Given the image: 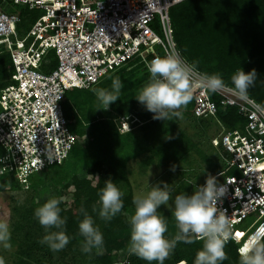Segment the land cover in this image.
I'll use <instances>...</instances> for the list:
<instances>
[{"label":"built area","instance_id":"1","mask_svg":"<svg viewBox=\"0 0 264 264\" xmlns=\"http://www.w3.org/2000/svg\"><path fill=\"white\" fill-rule=\"evenodd\" d=\"M186 1L0 0V50L10 55L14 68L0 95V176L27 182L63 166L80 142L62 108L66 93L92 89L134 61L147 69L156 56L178 53L169 13ZM26 12L35 18L20 39L24 23L32 20ZM192 99L194 118L220 129L211 144L224 169L212 176L227 189L217 202L232 220L226 244L239 249L264 227V113L251 107L255 100L239 99L229 86L216 93L194 89ZM229 108L244 118L238 129L220 121ZM131 119L119 117L121 134L131 132Z\"/></svg>","mask_w":264,"mask_h":264},{"label":"trees","instance_id":"2","mask_svg":"<svg viewBox=\"0 0 264 264\" xmlns=\"http://www.w3.org/2000/svg\"><path fill=\"white\" fill-rule=\"evenodd\" d=\"M27 13V12H26ZM30 14V13H27ZM29 17V16H28ZM30 22L24 23L30 26L35 15L30 14ZM172 37L176 44L178 53L187 63L193 66L197 72L204 74L220 73L226 86L233 87L231 76L239 69L250 72L255 69L257 72V82L248 91V96L258 104H264V0H189L170 10L169 13ZM52 68H56L57 63L52 59ZM47 71V70H45ZM14 68L11 57L8 53L0 50V95L5 87L11 83ZM118 77L122 83L120 97L110 104L119 117L137 119L142 123L141 130L158 126L162 119H153V113L147 111L140 104L135 96L139 89L148 81L149 73L143 63L134 61L129 65L107 75L96 88L111 89L113 78ZM80 91L74 97L67 98L74 102L79 113L78 125L73 119H69L71 128L80 138L86 135V127L92 126L88 135L93 142V146L100 148L103 142L109 137V131H105L103 121H108L110 128H115L114 121H96L95 112L99 103L92 89ZM92 90V91H91ZM67 96V93H66ZM66 98V97H65ZM179 111L190 118L193 122L202 126L199 133L204 132L210 125L208 120L197 121L193 114V99L182 106ZM220 121L229 130L240 128L244 124V118L235 108H229L225 115H220ZM117 129V128H116ZM115 130V129H114ZM116 131V130H115ZM165 137L158 138L144 153L142 166L148 168L158 165L170 169V162L176 164L188 153L195 150L198 154L204 155L199 145L193 141L192 135L187 133L178 124L169 127ZM132 133L125 134L132 139ZM128 146V145H127ZM129 147V146H128ZM2 152L0 153V156ZM108 159H100L95 152L87 155V149L77 144L70 159L60 168L65 173L62 190L55 198L63 197L60 204L61 216L65 219L64 230L69 236V243L59 252L51 251L47 245L40 241L47 234L45 229L38 223L33 213L41 206L34 199H27L19 207L14 208L18 222L14 233L18 235V246L20 255L18 260L11 264H50L51 261L64 254L66 249L74 248L87 257L93 258L96 264H147L146 261L135 255L127 256L122 262H116L115 256L122 251H127L130 238L129 218L124 216L134 207L132 192L125 193L122 185H128L126 173L122 170L121 163L117 159V154L108 152ZM204 160L212 173L219 172L214 159L204 155ZM160 161L161 164H158ZM169 165V166H168ZM85 166L87 168V178L81 180L77 177V169ZM107 166V173L114 184L124 193L122 199L124 206L120 213L110 221H104L99 217V197L100 189L104 187V170ZM55 169V168H52ZM52 169L46 170L50 171ZM218 169V170H217ZM217 170V171H215ZM44 173V172H43ZM42 173L32 176L27 182L39 177ZM19 180L13 175L0 176V193L10 192L18 187ZM95 207L96 211H93ZM93 217L95 224L103 234L104 243L99 253L92 250L84 253L81 250L83 237L79 235L78 223L83 219V213ZM57 231L49 229L48 232ZM177 227L168 224V231L165 235L171 239L177 234ZM203 241L193 238L192 243L178 242L175 249L169 254L164 264H193L196 253L201 249ZM227 259L222 264H239L238 246L228 243L224 248ZM44 253L41 258H36V253ZM47 259L50 262H47ZM0 264H6L3 252L0 251ZM152 264H156L155 261Z\"/></svg>","mask_w":264,"mask_h":264},{"label":"clouds","instance_id":"3","mask_svg":"<svg viewBox=\"0 0 264 264\" xmlns=\"http://www.w3.org/2000/svg\"><path fill=\"white\" fill-rule=\"evenodd\" d=\"M147 71L148 81L139 89L135 99L154 114L153 119L169 120L172 116H179V109L191 101L194 89L216 93L226 87L220 73L195 76L193 66L176 52L156 56L147 64ZM256 82L255 69L247 73L242 68L237 70L231 76L233 94L248 101V91ZM121 88L122 83L116 77L112 79L110 90L93 89L101 105L98 109L107 110L109 105L120 97ZM251 107L264 113V104H252ZM226 191V187L218 184L215 176L208 175L205 184L196 187L194 194H177L172 198L171 205L169 200L173 189L164 182L151 186L147 194L135 196L132 201L135 210L129 217L128 254L135 255L147 264H152L153 261L156 264H164L178 242L192 243L193 238H196L203 243L193 264H222L227 259L225 245L232 236L231 217L217 207V202ZM123 195L111 178L105 181L104 187L98 193V214L102 220L110 221L121 212L124 206ZM62 201L63 197L50 198L33 213L47 233L40 243L47 245L53 252L61 251L69 243V236L64 230L65 219L61 216ZM161 205L169 208L176 222L178 231L171 239L165 235L168 222L158 211ZM81 211L83 219L78 223L79 235L83 237L81 250L84 253H90L94 249L99 252L104 243L103 234L93 217L87 211ZM93 211H96L95 207ZM49 229L57 231L48 232ZM9 239V225L0 222V244L8 248ZM238 255L239 264H264V227L258 228L251 235L248 242L238 249Z\"/></svg>","mask_w":264,"mask_h":264},{"label":"rangeland","instance_id":"4","mask_svg":"<svg viewBox=\"0 0 264 264\" xmlns=\"http://www.w3.org/2000/svg\"><path fill=\"white\" fill-rule=\"evenodd\" d=\"M30 29V26L25 25L20 30V39H22ZM155 31L157 27L154 26ZM157 33L160 34L159 31ZM93 90V88H92ZM91 90V91H92ZM84 90H81V92ZM80 91L70 90L67 92V96L62 103L64 113L69 119H73L78 125L79 113L72 100L67 98L74 97ZM97 106L101 107L98 103ZM96 121L100 120H112L114 121L115 128L111 126L108 121H103L101 127L104 125L105 131H109V137L102 143L103 146H93L89 134L91 133L92 126L86 127V135L84 138H80V146L87 149V155L93 152L103 160H107L108 152H115L117 159L121 163L122 170L126 173L128 178V185H122V189L125 193L132 192L135 196L147 194L150 191L151 186L158 182H164L171 185L173 192L170 196L169 205L172 204V198L185 192L188 195L194 194L196 187L203 184L208 175H212V170L206 165L204 155L214 159L217 167L222 171L224 169L223 163L221 162L217 149L211 144L212 139L217 137L219 133V127L215 122H210V125L199 133V129L202 130V126L198 123L193 122L190 118L186 117L180 112L179 116H172L169 120L162 119L158 126H152V128L141 130L142 123H138L137 119H131L133 124L131 132L133 137L128 139L127 136L121 134L118 130L120 127L119 116L115 110L109 105L108 109H98L95 112ZM178 124L187 133L192 135V139L199 145L200 150L203 151L204 155L198 154L197 151L193 150L188 153L182 160L176 164L170 162V169L161 167L158 165H152L148 168L142 166V159L145 150L151 146L158 138L165 137L166 130ZM117 128V129H116ZM116 131H115V130ZM133 130V131H132ZM129 147H128V146ZM1 153V151H0ZM158 164H161L160 161ZM169 166V165H168ZM174 168V171H173ZM107 166L103 168L105 179L109 178L107 173ZM218 170V169H217ZM215 170V171H217ZM77 177L81 180L87 178V168L82 166L77 169ZM65 173L60 168H55L50 171L42 173L39 177L32 180V184L29 182H20L17 188L10 192L0 193V222H5L9 225L10 239L7 241L9 244L8 248H4L0 244V251L3 252L4 260L6 264H11L14 260H18L20 255V249L18 244V235H15L14 229L18 222V217L14 212L15 207L22 206L27 199H34L40 205L45 203L48 199L57 196L62 190L64 182L59 183L64 179ZM163 185L161 184V187ZM135 210V206L130 209L127 213H124L126 218H129ZM158 211L161 212L166 218L168 224L171 223L176 225L174 217L171 216V211L168 207L161 205ZM252 219L246 221L240 228V232H244L252 223ZM177 227V226H176ZM100 252V251H99ZM96 250V253H99ZM128 251H122L115 256V261L122 262L127 256ZM44 253H36V258H41ZM49 263L50 260L47 259ZM50 264H96L93 258L87 257L74 248L66 249L64 254H60L55 257Z\"/></svg>","mask_w":264,"mask_h":264},{"label":"bare ground","instance_id":"5","mask_svg":"<svg viewBox=\"0 0 264 264\" xmlns=\"http://www.w3.org/2000/svg\"><path fill=\"white\" fill-rule=\"evenodd\" d=\"M180 264H185V263H180Z\"/></svg>","mask_w":264,"mask_h":264},{"label":"crops","instance_id":"6","mask_svg":"<svg viewBox=\"0 0 264 264\" xmlns=\"http://www.w3.org/2000/svg\"><path fill=\"white\" fill-rule=\"evenodd\" d=\"M183 263H185V262H183ZM186 264V263H185Z\"/></svg>","mask_w":264,"mask_h":264}]
</instances>
